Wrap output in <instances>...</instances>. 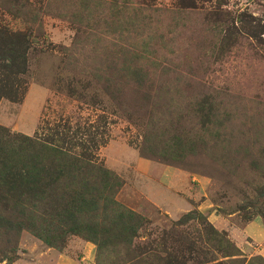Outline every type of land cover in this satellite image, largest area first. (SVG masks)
Instances as JSON below:
<instances>
[{
  "label": "rangeland",
  "instance_id": "374dc122",
  "mask_svg": "<svg viewBox=\"0 0 264 264\" xmlns=\"http://www.w3.org/2000/svg\"><path fill=\"white\" fill-rule=\"evenodd\" d=\"M0 222V264H264V0H0Z\"/></svg>",
  "mask_w": 264,
  "mask_h": 264
},
{
  "label": "trees",
  "instance_id": "16d2710c",
  "mask_svg": "<svg viewBox=\"0 0 264 264\" xmlns=\"http://www.w3.org/2000/svg\"><path fill=\"white\" fill-rule=\"evenodd\" d=\"M70 160L71 159H68L66 161L70 162ZM67 162L57 172H49L46 166L43 165V162L38 158V155L31 156V158L21 162L22 168L25 170L21 176V186L22 188L29 191L35 200L43 198L39 197L40 194H42V192H46L45 189H50L51 184L58 183L60 181V186L63 188L64 184L62 180H65L67 182V189L72 192V195H69L68 202L64 204L63 211L60 212L58 221L68 222L72 230L76 229L75 232L81 234L83 232L81 228L84 229V227L81 225V223H79L76 215L81 213L83 210L93 213L98 211V201L100 199L104 201L107 197L103 196L104 189H100L91 185L89 178H84L83 174H80L79 171L67 166ZM59 166L61 165H57V167ZM101 172L107 179L108 173L103 170ZM50 173H52V175ZM11 188L14 187L11 186ZM88 195H90V197H88ZM108 205H110V203ZM106 206L107 205L103 203V208H106ZM123 216L124 215L122 213H119L116 218H121ZM0 225H2L1 222ZM92 231V229H85V234L88 236L90 241L96 243L98 240L96 237L97 234H90Z\"/></svg>",
  "mask_w": 264,
  "mask_h": 264
}]
</instances>
